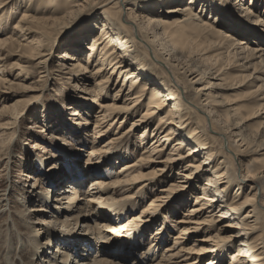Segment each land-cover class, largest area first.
<instances>
[{
	"label": "bare ground",
	"instance_id": "obj_1",
	"mask_svg": "<svg viewBox=\"0 0 264 264\" xmlns=\"http://www.w3.org/2000/svg\"><path fill=\"white\" fill-rule=\"evenodd\" d=\"M12 1L16 0H0V12H5ZM31 1L22 0L26 4L13 33L0 37V52L3 46L19 45L33 66L44 72L48 70L42 58L49 55L45 54L49 40L56 41V36L85 10H99L86 32L66 45L58 58L69 61L65 73L73 78L75 86L83 84L79 88L83 96L79 94L78 99L85 103L89 93L93 96L91 103L99 108L93 140L105 138L101 147L92 145L87 154L86 163L91 168L85 175L91 181L87 191L82 193V187L78 188L82 172L73 174L75 177L68 175L69 181L64 184L52 164V169L48 167L52 171L47 169L45 174H50L47 177L51 186L54 182L59 194L50 196L51 189L46 193L30 191L44 207L29 208L30 205L28 211L23 209L19 218L31 220L27 227L10 216L17 230L25 227L33 232L29 241L35 261L44 264L42 256H48L49 264H202L204 260L207 264H226L231 250L227 264H264V42L250 44L247 39L254 28L264 27L261 14L242 4L238 14L251 27H242L237 35L236 28L229 24L237 22L241 26L242 18L226 19L219 11H208L201 4L196 11L198 0H170L185 4L167 9L161 6L157 11L145 9L146 0L143 6L137 5L138 0H34L29 7ZM3 23L0 15V34ZM226 25L230 29L225 31ZM135 31L141 36L139 40L134 37ZM19 38L25 39V44ZM7 82L0 77V86ZM180 87L188 100L182 97ZM232 91L237 92L233 100L229 97ZM39 97L40 93L26 103L19 99L3 105L0 117L8 114L11 120L16 119L18 106L27 107L29 101ZM0 99L5 100L1 89ZM70 102L67 109L72 121L64 123L68 121L65 117L57 121L69 133L86 130L84 104L74 98ZM42 106L48 109L44 99L41 109ZM42 115L47 121L54 114ZM127 122L130 126L122 130ZM12 123L0 122V137L8 135L2 129ZM116 123L117 129L107 138ZM255 126L262 128L258 138L252 135ZM136 130L140 131L139 147L143 148L140 155L131 163H123L119 174L114 171L116 178L111 182L96 181L98 166H112L110 162L119 159L116 156L122 148L118 146ZM14 131L9 134L10 140ZM14 143L6 149V164L12 158ZM64 148L60 150L69 156ZM254 155L257 161L251 166L247 163ZM37 161L43 168L42 157ZM112 163L116 167L119 162ZM36 177L35 183L40 184ZM202 179L205 181L199 185ZM153 192L149 204L134 213L140 206L138 202L145 203ZM175 192L181 193L182 199L194 197L195 201L192 206L179 204L187 207L183 216L174 220L179 234L164 247L168 229L166 213L162 211L168 208V202L178 199ZM5 194L0 193L3 207L13 203ZM31 211H37L33 213L35 220L28 213ZM160 217L164 220L158 224V244L154 242L162 245L160 258L151 247L138 254V249L144 247L138 234ZM7 235L5 264H14L9 263L14 251L12 230ZM110 236L117 237V241L107 238ZM53 245L55 251L46 252V246ZM18 251L23 261L21 247ZM75 258L81 259L77 262Z\"/></svg>",
	"mask_w": 264,
	"mask_h": 264
},
{
	"label": "rangeland",
	"instance_id": "obj_2",
	"mask_svg": "<svg viewBox=\"0 0 264 264\" xmlns=\"http://www.w3.org/2000/svg\"><path fill=\"white\" fill-rule=\"evenodd\" d=\"M144 2H145L144 0H138L137 5L141 6L142 4H144ZM33 3H34V0L31 1V4H29V7H31ZM146 3L148 4L145 7V9L157 11L161 9V6L164 7V9L173 8L177 5L185 4V1L172 2L170 0H146ZM25 4L26 2L22 3V0L20 2H17V0L12 1L10 5L7 6L5 12H2V13L0 12V15L2 16V21H4L5 23V24L3 23L4 26L1 27V34H0L1 38L6 37L7 35L10 36L13 33L12 28L15 25V23L19 20L22 14V11L24 9L22 7H24ZM200 4L204 5V8L207 9L208 11L209 9H212L213 12L219 11L220 15H222L226 19L229 18L230 16L232 20H237V19L240 20L242 18L243 20L241 19L242 20L241 26H238L237 22L229 24L231 28H236L235 30H236L237 35L240 33L239 31L242 30V27H249V26L251 27L250 22L245 17L243 18L241 14L240 15L238 14L237 10H240L239 8L242 7V4H246V6H250L251 9L261 14L260 16L264 18V0H198V3L196 5V11H199L201 9L202 6ZM98 12L99 10L96 11L95 13L90 12V9L85 10L82 14H80L73 21V23H69L70 25L67 29L63 30L61 34L56 36L55 38L56 41H53V39L49 40L48 45L51 47V49L49 47L47 52H45V54H49V55L48 57L43 56L42 58V59H45V62H46L45 64H46L48 72H44L40 67L33 66V64L30 62L31 60H28L25 57V54H23L24 51L21 48V46L19 47V45L17 46L15 44L14 45L15 47L14 46H11V47L3 46L2 47L3 52H0L1 53L0 54V59H1L0 60V77L8 81L7 82L8 84L6 86L5 85L0 86V89L4 90V94H5V100L0 99V109H2L1 107H3V105L8 106L11 103L15 102V100H19V99L24 101L23 103H26L28 100H31V98H34V96H37L40 93V97L38 98L37 101H34L35 103L33 101H29L28 102L29 105L27 107H25V104H24L23 107L18 106L16 108L18 110L16 112V115L18 113V115L16 116L17 117L16 119L13 118L11 120L8 114L6 115V117H0L1 123L3 122L5 123L7 122V120L9 123L13 121L12 124L8 125L7 129H2V130H5V133H7L8 135L0 137V151L1 150L5 151V152L4 151L0 152V162H1L0 163V193H3L5 191L6 192L5 195H8L9 198L13 199L12 200L13 203H11L10 205L6 203L5 207H3V204L5 203L0 201V242H1L0 243V264H5L7 262L6 254L8 253H7L6 245L4 243L5 241H7V238L9 236L7 235L9 232V229L12 230V233L14 234V239H13V244H12V251L13 250L14 251L12 252L13 254H11L10 256L9 263L10 262L14 264H24L26 262L27 264H33V263L41 264L42 263V262H39L37 259L35 261V258L31 256L30 241L33 237V232H28V230L25 228L31 225V220L27 219L24 221L23 219L19 218V215L23 211V209L26 210L28 206L30 205L31 206L29 208H31L33 205H34L33 208L36 206L37 208L44 207V206H41L43 205V203H41L39 198L35 197L34 192L38 193L42 191L46 193V192H49V190L51 189L50 196L52 194L55 195L58 193V191L56 190L55 183L53 182L51 186V181L47 177L50 174L48 175L45 174L47 172V169L53 166L52 164H54L55 166L54 171L60 172L59 174H61V177L64 178V184L68 183L69 176L71 177L73 174L78 175L82 172L84 175H81L82 174L81 173L80 174L81 176H79L80 180L81 178L82 180L81 182L79 180L78 188L82 187L81 189L83 193V191H87L88 188L90 187L89 186L91 184L90 179L89 180L85 179L86 171H90L91 169L89 165H87L86 163L87 154L92 145H93V148L94 147L99 148L102 146L105 140L104 137L102 139L96 138V140H93V137L95 135L94 129H93L94 121H95V116L97 114L96 112H98L99 108L97 105L92 104L93 96L89 93H88L89 100L86 101L85 103L80 101V99H78L79 94H81L82 92L79 88H81L80 86L83 87V84L81 83L77 87L75 86L74 84L75 82L73 81V78H71L69 74L65 73L68 68L66 67L67 66L66 64L69 63V61H66V62L61 61L59 60L58 57H59L61 50L66 45L72 44V41L75 39V37H77L79 34L82 35L84 34V32H86L87 25L90 23L93 17L97 15ZM235 12H236V15H235ZM207 15L209 14L206 13V16ZM226 26L227 27L223 28L225 31L230 29L228 25ZM263 28L260 27L259 30L254 28L255 30L254 33L248 35L249 38L247 39L250 44H254V42L258 44H260L261 42L262 43L264 42V29ZM134 37L137 40H139L141 36L140 34L138 35L137 32L135 31ZM13 38H15V36ZM18 41H20L22 45L25 44V39L23 38H19ZM139 43L140 42H138V44ZM85 45L87 46V44H84V46ZM146 59L148 61L150 60L151 62H153L148 57H146ZM60 62L62 63L60 64ZM17 82L18 83L20 82V83L18 84ZM180 89L183 90V88L181 87ZM235 94H237L236 91L229 92V97L233 100L235 99ZM81 96H83V94H81ZM182 97L188 100L185 90L182 91ZM73 98L74 100L75 99L79 100L80 103L84 104V108H82L83 109L82 119L85 117L84 119H86L87 126H88L85 128L86 130L84 131L80 128V130L77 131L78 133H76V131H74L73 133L71 132L69 133L66 130L67 128H62L61 127L62 123H60L59 120L57 121L58 117H65L66 119H68V121L66 120L64 121V123H68L69 121H72V119L69 118L70 111L67 109L68 108L67 106L69 105V103H72L70 102V100ZM43 99L48 109H46L43 106L41 109L40 103H41V100ZM107 100L108 101L111 100V94L107 96ZM46 112L54 114V115H51L49 117L50 119H48L47 121L45 120V116L42 115ZM11 114L12 113H10V115ZM82 119L81 118L79 119L81 123H83ZM117 126L118 125L116 123V125H113L110 128V131H108L107 133V138H109L110 136H112V134H114V131L117 129ZM129 126H130V123L127 122L125 125L122 126V130H126ZM260 127L255 126L252 129V135L255 133L253 135L254 137L257 136L258 138L259 133L261 132L260 130H262V128ZM14 129L15 131H14V136L12 137L13 139L10 140L9 137L12 135V131ZM42 129H44L43 132H41ZM49 129L50 130L52 129V130L50 131ZM71 129H73V127ZM258 131L259 133H257ZM52 132L55 134H51ZM139 133L140 131L136 130L132 134H129L127 138H125V140L122 141L120 146H118L122 148L120 151H118L117 156H116L119 159L115 160L112 158L113 159L112 162H119L116 164V167L115 165H113L112 162H110V165L112 166H107L106 163L105 164L101 163V166L100 167L98 166L99 170L96 173L97 174L96 176H98L96 181L103 182V183H105V181L111 182L110 180H114L116 178V176H114L115 172L117 171L118 173V169H120L123 163H131L140 155L143 148L139 147V136H140ZM9 134L11 135L9 136ZM52 135L56 136V138L55 137L52 138ZM81 139H84L85 142L83 143ZM13 142L15 143L13 147L12 158L8 162V164H6V157H5L6 149L7 147H11L13 145ZM83 144L85 145L83 146ZM62 146L65 147L64 149L65 151H67L69 156H67L65 152L60 150V147ZM126 148L128 149L126 150ZM39 157H42L44 167H46V169L44 167L42 168L41 165L38 163L37 160L39 159ZM129 157L131 158L129 159ZM262 157L264 158V155ZM75 161L78 163V166H76ZM256 161H257V155H254L250 157L247 164H250L251 166H253V164H255ZM102 165L104 166L102 167ZM71 167H72V170H70ZM50 169L48 170L49 173L52 171ZM75 175H73V177H75ZM35 177L39 178V181H41L40 184L39 182L35 183L36 182ZM85 181H86V184H85ZM204 181L205 180L202 179L199 185H201V182H204ZM34 183L36 185L32 188ZM31 190H35L32 196L30 192ZM245 190H247V188ZM177 192H180V191H177ZM153 195H154V192L153 194L150 193L144 200L145 203L143 202V204H141L142 201L140 203L138 202L140 206L135 207L134 213L138 214L141 208L144 207V205L149 204ZM176 196L178 199L168 202L169 204L167 205L169 210L171 209L174 210L175 208L176 209L172 211L171 213L170 212L167 213L169 211L168 208L162 211V213L164 214L166 213L165 216L167 218V223H165V225L167 226V229H168L166 233L167 239L162 244L164 247L167 246L168 243H171L173 241V238L175 237V235L179 234V230L177 229L178 227L174 225L176 224L174 220L177 218L179 219L181 216H183V213L186 212V208H187V207L184 208L182 206H179V204H188L189 206H192L193 202L195 201L194 197L185 196L186 198L182 199L183 196L181 195V193H176L175 197ZM50 201H51V198H50ZM28 213L32 215L31 217H33L34 216L33 213H37V211H31V213L30 212ZM103 214L107 215V213H103ZM50 215L51 214H49L48 217ZM10 216L15 218L16 222L22 223L23 224L22 226H25L22 228L25 230H23L22 228L21 230H17L15 226L13 225L14 222L11 221ZM44 216H47V215H44ZM25 217H28V215H25ZM115 218H117V215L115 216ZM32 220H35V216L33 217ZM163 220L164 218L160 217L159 221L154 223L155 225L153 224L151 227L147 228V230H144L141 234H138L140 235V239H139L140 243L144 244V247L142 249H138V254L141 255L146 249L151 247V249H153L154 254H156L157 256V259L160 258L159 252L161 251L162 247L160 246L162 245L161 243L159 246L154 245V242L155 244H158V242L155 241V238H156L155 236L157 234L156 232L160 230L159 229L160 226L158 224H160V222ZM122 222L123 221L120 220V223ZM89 223L93 225V221L92 222L90 221ZM166 226L164 227V230ZM105 230L107 231V229ZM168 235H171L172 238L171 237L168 238ZM106 236H107V233H106ZM202 237H203V234L199 236V238H202ZM107 238L117 241V237L115 236H112V237L110 236ZM21 239L24 240V246L21 245V241H22ZM20 247H21V250H23V253H22L24 255L22 257L24 259L23 261L20 260V257H18L19 256L18 250H20ZM55 249H56L55 245L51 246L50 248L49 246H46V250H47L46 252L48 251L53 252L55 251ZM234 249H236V247ZM15 250L17 251V253H15ZM230 257H231V250L226 255V261H225L226 264L229 263ZM42 259H43L44 264H49L47 261L49 259L48 256L46 257L42 256ZM75 259L77 261V259L80 260L81 258H75ZM202 264H207L206 260H204Z\"/></svg>",
	"mask_w": 264,
	"mask_h": 264
}]
</instances>
